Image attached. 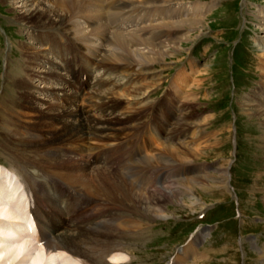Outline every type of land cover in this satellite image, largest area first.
Instances as JSON below:
<instances>
[{"label":"rangeland","instance_id":"1","mask_svg":"<svg viewBox=\"0 0 264 264\" xmlns=\"http://www.w3.org/2000/svg\"><path fill=\"white\" fill-rule=\"evenodd\" d=\"M33 2L34 4L44 2L50 6L57 0H25L24 3L20 0H0V102L3 100V105L10 91L13 92V96L17 95V89L10 81V76L14 72L13 68L19 67L21 70L22 67L27 69L29 67L28 71H35L36 74L32 80L29 73V77L27 74L26 79L23 80L27 84L23 83L18 87L19 92L16 99L19 102L14 110L15 125L13 126L20 132L24 128L36 130L41 133L39 134L41 139H48L53 147L49 146L46 149V145L41 140H36V142L28 139L26 134H23L25 137L22 134L17 136L13 132L5 133L0 129V164L3 165L0 166V174L4 171L9 173L11 170L27 186L28 191L31 189L35 197L36 193L39 195L38 203L41 213L45 216V222L48 223V229L57 233L63 231L62 226L66 225L68 216H71L76 209L75 202H70L74 206L71 209L70 203L66 204L65 198L61 197L58 191H51V184L53 187L56 184L45 178L46 176L43 177L41 171L30 164L34 160H39L40 155L50 147L52 149L61 147L58 133L54 131L44 133L45 108L50 107V102L70 106L69 98L71 97H66L64 94H79L77 87H74L73 79L69 78L60 66L62 62L59 63L54 55L63 57L67 50L80 54L81 51L76 43L53 31L52 25L46 28L48 33H44V29L37 27L42 26L40 20L29 18L25 21L24 14L31 8L30 4ZM199 3L202 4L203 10H207L205 14L207 19L203 28L191 34L193 36L201 34V37L190 45H186L184 53L169 59L170 65L167 66V70L163 71L165 67L158 65L148 72L145 79L140 76L131 77L128 74L132 73V70L127 71L122 66L119 68L114 66L111 67L113 69L106 70L104 66L99 69L92 63L88 64L91 77H89L88 85L85 84L84 94L92 90V86L96 87L98 82H107L104 87L115 91L110 96L113 98V107L115 110L124 111L125 118L127 116L129 119L122 122L123 124L128 123L125 124L126 129L134 124L128 115L132 114L130 117H133L138 113L137 111L141 110L140 108H144L140 118L135 120L140 123L139 127L144 129L141 135L147 134L150 141L152 139L150 131L154 129L156 135L166 137L171 130V125L172 128L177 129L174 123L180 113L175 112V118L166 115L164 100L172 95L174 96L172 98L173 108L185 106L183 108L186 110L187 98L199 99L196 109L201 116L196 118L197 120L193 119L192 122L207 119V123L203 126V132H206L202 135L207 136V145H213L203 150L202 156L196 159L194 164L184 166L174 164L171 166L172 169L169 167L167 174L170 178L171 186H169L173 188L177 185L176 187L183 191L182 193L186 191L180 196L184 202L171 204L166 202L162 207L165 209L164 214L161 213V215L170 217L165 219L157 220L152 217L154 214L146 215L143 212V224L136 233V239L127 238L124 241V251L120 253V256H124V260L121 263V261L108 258L107 261L111 264H191L192 262L199 264H264V119L246 115L247 104H250L251 99L254 100L253 96L258 98L255 100L261 101L260 105L264 103V90L262 89L264 73L261 71V61L264 57L261 56L262 51L258 43V36L263 33L256 20V15L260 14V8L264 9V0H215L213 7L210 0H183L181 3L173 4V7L178 9L184 5L187 10H195V14L200 15L203 11H196L199 9L196 8ZM138 10L140 11L135 12L134 16L125 14L112 20L108 26L122 28L125 31L135 29V27L142 29L148 28L149 23L152 26L151 23L155 25L161 18H165L164 13L159 10H143V8ZM115 22L119 25L117 26ZM53 47L54 53L50 50ZM31 53L35 56L39 54L44 56L42 62L33 68L30 62L26 63ZM192 62H198V67L193 68ZM25 63L28 65L25 66ZM52 70L56 72V75L45 79V74ZM121 71L124 72L114 73ZM115 74L118 76L117 79H115ZM155 75L156 78H154ZM59 76L65 78L68 84L58 82ZM156 79H160L162 85H159L158 89L157 87L152 88L150 91H153L141 97L142 100L135 101L133 99L135 95L129 97L130 100L126 99V95L129 94L126 92L131 93L138 89L136 87L144 85L151 86ZM174 84L178 92L175 91ZM190 85H194L191 90ZM62 86L66 87V93L61 92L64 88ZM26 88L28 89L27 94ZM97 89H99L98 86ZM82 98L78 99V106L89 107L88 101L86 103V100ZM119 105L121 107L117 109ZM4 107H6L5 104ZM5 112L7 113V108ZM121 114L118 115L123 117ZM95 115L100 116L101 114L98 112ZM2 124L0 121V126ZM129 131L131 130L128 129L126 132ZM112 134L118 136L116 132ZM184 134H189V130L182 133V137ZM154 142L156 145L154 149H157L159 145L155 140ZM235 142H237L236 150ZM206 144L203 145L206 146ZM92 146H88L86 150L93 147L104 148L103 145ZM4 166L8 169H4ZM183 168L187 169V179L208 174L215 180L218 179V182L223 181L224 178L226 183L214 187H196L192 193L188 191L190 184H187L186 190L179 182L175 183L182 177L179 172L181 173L180 170ZM189 170L191 174H188ZM226 170L230 172V176L225 174ZM14 174L10 175L16 183ZM33 184L36 193L32 189ZM163 184L166 188L168 187L166 182H162ZM140 187L143 185L138 186V189ZM193 199L198 200V204H194ZM99 203L91 207L96 217H102L109 212L104 205L102 206L104 201L100 200ZM48 205L49 218L44 213V208ZM64 205L67 206V215ZM212 208L215 210H212L203 220L198 219L201 214H205ZM147 209L156 213L161 211V206L151 205ZM119 215L125 216L127 213L122 212ZM58 217H65V220L61 221ZM126 218L128 216L124 219ZM75 223L86 224V221L85 218H79ZM209 227L214 230L211 231L210 228L207 231ZM193 236L194 238L188 244V240ZM4 247L0 245V249ZM66 254L65 257L70 264H83L81 258L71 253ZM3 255L5 257L0 264H15L8 260L11 252Z\"/></svg>","mask_w":264,"mask_h":264},{"label":"bare ground","instance_id":"2","mask_svg":"<svg viewBox=\"0 0 264 264\" xmlns=\"http://www.w3.org/2000/svg\"><path fill=\"white\" fill-rule=\"evenodd\" d=\"M24 1L20 0L23 3ZM181 1L183 0H57L50 6L44 2H35L36 4L33 2L30 4L31 8L26 10L24 19L25 21L29 18L40 20L42 26L37 27L44 29V33L48 31L46 28L52 25L53 31L76 43L81 55L87 59V70L85 69L84 72H88L89 77H91V72L88 70V64L91 63L89 59H92V64L99 69L104 66L106 70L108 68L111 70L113 69L111 67L122 66L127 71L132 70V73L128 74L131 77L140 76L146 79L148 72L158 65L165 67L163 71L167 70V66L170 65L169 59L184 53L186 45H190L201 37V34L193 36L191 32L203 28L207 19L205 15L207 10H203L200 3L196 7L199 8L196 10L197 12L203 11L200 15H196L195 10H187L184 5L178 9L173 7V4L181 3ZM210 1L212 6L215 0ZM141 8L143 10H159L164 13L165 18H161L155 25L151 23L152 26L149 23L148 28L139 27L142 29L135 27V29L125 31L122 28L108 26L112 20L125 14L133 15ZM177 17H179L178 20H175ZM124 18L126 17L124 16ZM256 20L263 33L258 36V43L261 47L260 51H262L261 56L264 57V9L260 8V14L256 15ZM53 49L54 47L50 50L53 51ZM40 55L35 56L34 53H31L26 63L30 62L31 68L39 65L44 57ZM261 62V71L264 73V58ZM26 63L25 66L28 65ZM192 67H198V62H192ZM28 69L26 67H22L21 70L19 67L13 68L14 72L10 76V81L17 89V95L18 87L23 83L27 84L26 81H23L27 74L29 77L30 73L31 80L36 74L35 71L31 72ZM53 70L45 74V79L56 75V69ZM123 72L114 73L122 74ZM116 74L115 79L118 77ZM156 77L155 75L154 78ZM58 79V82L68 84L65 78L59 76ZM160 81V79H156L151 86L144 85L136 87L138 89L131 93L130 91L126 92V94L129 93L126 95V99L130 100L129 97L135 95L133 97L135 101L142 100L141 97L152 88L157 87L158 89L162 85ZM106 84L107 82H98L96 87L92 86L93 89L86 95L84 92L78 95L66 93V87L62 86L64 88L61 92L66 93L64 96L71 97L69 98L71 105H58L55 102L52 104L53 102L49 101L50 107L45 108L44 133H49V131L58 133L61 147L58 149L50 147L40 155L39 160L32 161L30 166L39 169L42 176L44 175L43 177L46 176L45 178L49 181L61 186V189H68L74 197L72 201L76 205L70 222L62 226L63 231L54 233L48 229V223L45 222V216L41 213L38 203L39 195L36 193L35 185H32V189L36 193L34 212L39 219L38 228L42 233V240L47 241L45 245H40L34 240V226L27 216L24 195L20 192L19 183H15L11 178L13 177L10 175L12 173L1 172L0 235L2 239L0 245L2 244L6 248L0 249V261L5 257L4 253L11 252L8 260L15 264H70L65 257L66 253L81 258L83 264H111L107 261L108 258L122 263L124 256H120V253L124 251V241L127 238L136 239V233L139 232V228L143 224V212L146 215L154 214L152 217L157 220L169 218V215H161L165 210L162 209L163 205L166 202L170 204L183 203L184 200L180 196L186 192L184 189L187 190V184H190L188 191L193 193L196 187H214L226 183L224 178L223 181L218 182V179L215 180L208 174L187 179V169L183 168L180 170L181 173L177 170L182 177L175 183L182 184L185 187L183 189L185 192L182 193L183 191L178 189L177 185L173 188L170 187V178L167 175L169 167L174 164L183 166L194 164L196 159L202 156L203 150L213 146L212 144L207 145V136L202 135L206 132H203V126L207 123V119L203 118L200 121L192 122L193 119L201 116L196 109L199 99L185 98L188 105L185 110L183 108L185 106L173 108L172 98L174 96L166 98L163 102L164 109L167 111L166 115L175 118V112L179 111L180 113L175 119L176 124L174 123L177 129L175 130L173 127V131L171 125V130L166 137L160 134L156 135L154 129H150L152 139L149 141L147 134L141 135L144 129L139 127L140 123L135 122L140 118L144 108H140L141 110L137 111V114H133V117H130L132 114L128 115L134 124L126 129L127 122L125 124L122 122L129 119L127 116L125 118V112L123 111V113L119 109L120 105L117 108L119 110H115L113 107V98L110 96L115 91L114 89L107 90L104 87ZM262 85L264 90V79ZM193 86L190 87V90ZM55 89L57 90V87ZM175 91L178 92L176 87ZM27 93L28 89L26 88ZM17 95L13 96V92L10 91L3 105V100L0 102V121L3 123L0 126L1 131L13 132L17 136L26 134V137L33 141L41 140L48 149L52 145L48 139H41L42 137L39 135L41 133L29 128H24L21 133L17 127V129L14 128L13 115H15L14 110L19 102L16 99ZM189 96L191 97V95ZM253 97L254 100L251 99L250 104H247L246 115L262 120L264 119V106H262L264 103L260 105L261 101L255 100L256 96ZM80 98L86 100V103L88 101L89 107L78 106L77 101ZM153 105L155 106V104ZM5 108H7V113ZM94 111L95 114L100 112L101 115H95ZM117 113H122L123 117ZM128 129L131 131L126 132ZM188 130L189 134H184L182 137V133ZM115 132L118 136L112 134ZM23 136L25 137V135ZM154 140L159 145L157 149H154V146L156 147ZM149 142L151 145L148 144ZM92 145H103L104 148L99 149ZM88 146L93 148L86 150ZM25 165L27 164L25 163ZM191 173L189 170L188 174ZM225 174L230 176V172L227 170ZM162 182H166L168 187L166 188L165 184L162 185ZM141 184L143 187L138 189ZM154 192L155 194H152ZM100 200L104 201V204H101L109 212L102 217H96L91 207L94 204H100ZM193 203L198 204V200H194ZM151 205L161 206L162 212L155 213L148 210L147 208ZM122 212L127 213L125 216L128 218L124 219L125 216L119 215ZM77 218H85L86 224L75 223ZM38 241L40 242L39 239ZM191 264L199 263L192 262Z\"/></svg>","mask_w":264,"mask_h":264}]
</instances>
